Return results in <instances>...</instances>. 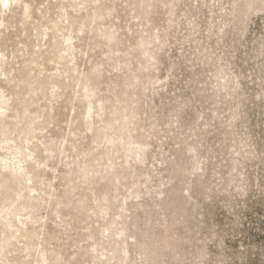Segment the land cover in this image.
I'll list each match as a JSON object with an SVG mask.
<instances>
[{"label":"clouds","instance_id":"9594fccd","mask_svg":"<svg viewBox=\"0 0 264 264\" xmlns=\"http://www.w3.org/2000/svg\"><path fill=\"white\" fill-rule=\"evenodd\" d=\"M0 264H264V0H0Z\"/></svg>","mask_w":264,"mask_h":264}]
</instances>
